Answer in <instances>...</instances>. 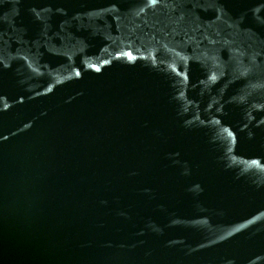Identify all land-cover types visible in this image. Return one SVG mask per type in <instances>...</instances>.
Segmentation results:
<instances>
[{
    "label": "water",
    "instance_id": "95a60500",
    "mask_svg": "<svg viewBox=\"0 0 264 264\" xmlns=\"http://www.w3.org/2000/svg\"><path fill=\"white\" fill-rule=\"evenodd\" d=\"M0 264H264V0H0Z\"/></svg>",
    "mask_w": 264,
    "mask_h": 264
},
{
    "label": "snow or ice",
    "instance_id": "6c2138e0",
    "mask_svg": "<svg viewBox=\"0 0 264 264\" xmlns=\"http://www.w3.org/2000/svg\"><path fill=\"white\" fill-rule=\"evenodd\" d=\"M157 2H158V0H149V3L153 4V5L156 4Z\"/></svg>",
    "mask_w": 264,
    "mask_h": 264
}]
</instances>
